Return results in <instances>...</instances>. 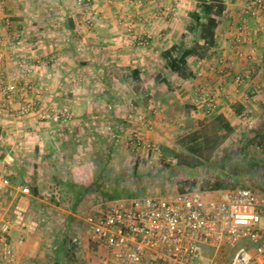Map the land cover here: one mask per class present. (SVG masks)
Instances as JSON below:
<instances>
[{
  "label": "crops",
  "instance_id": "0c3cea01",
  "mask_svg": "<svg viewBox=\"0 0 264 264\" xmlns=\"http://www.w3.org/2000/svg\"><path fill=\"white\" fill-rule=\"evenodd\" d=\"M194 2L147 0L139 5L133 0H93L91 18L88 19L90 13L83 12L77 0H7L4 14L0 15V44L3 42L4 45L0 83L1 77L18 69L17 54L33 60L35 65L30 79L43 81L51 90L44 104L58 102V105H68L73 118L68 123L71 126L66 124L65 130L58 124L40 121L33 114L18 119L4 108L0 96V146H4L5 152L3 159H0V171L9 177L15 157L19 163L21 158L24 160L25 173L31 171L33 174V170L37 172L39 169L49 171L52 165L44 142L50 139L55 146L60 145V140L71 143L72 134L78 132L83 135L82 130H86L84 124L102 115L99 111L101 107L108 111L111 109L112 112L108 114L110 119L115 117L113 115L117 110L114 107L118 104L91 95L96 91L103 95L107 90L114 93L117 90L131 91L135 82L131 75L133 70L139 71L140 81L153 95L147 104L150 111H146L151 114H147V117L157 132L153 134L147 131L146 136L158 144L165 143L167 131L175 130L177 126H172L170 122H178V116L182 115V119L191 124L203 115V109L194 99L197 87L217 90L216 112L228 119L234 117L235 108L246 111L250 106H264V14L255 11L242 17L244 0H223L224 9L215 35V45L205 57H194L193 63L188 60L191 79L175 76L176 84L180 86L176 85L174 91L162 92V85L170 80L169 75L165 76L159 70L163 69L160 65V61L164 60L162 53L182 39ZM243 19L247 40L236 43V27ZM140 36L146 38V43L137 46ZM15 37L17 40L13 41ZM11 43L16 46V55L13 53L15 50L9 51ZM252 47L255 48L253 56L242 59L236 55L237 51L246 52ZM219 54L231 58V74L221 75L214 69ZM196 71L201 75L197 76ZM234 73L244 76L239 91H235L232 84ZM68 78H74L75 84L69 96L64 98L61 90ZM255 84L261 88L258 96L252 95ZM123 101L120 99L118 102ZM75 125L79 126L75 128ZM75 150L73 155L80 157L81 150ZM56 154L68 155V152L59 149ZM81 155L85 154L81 152ZM81 159L83 163L89 160L85 157ZM74 167L69 168L73 170ZM18 184L11 182V187L0 193V223L11 219L12 205L18 197L30 203L36 198L27 191L17 190ZM7 239L16 249L13 264H53L51 256L46 255L47 248L40 243L36 233L12 229Z\"/></svg>",
  "mask_w": 264,
  "mask_h": 264
},
{
  "label": "built area",
  "instance_id": "2783aa9c",
  "mask_svg": "<svg viewBox=\"0 0 264 264\" xmlns=\"http://www.w3.org/2000/svg\"><path fill=\"white\" fill-rule=\"evenodd\" d=\"M5 1L0 0L2 7ZM133 1L142 5L147 0ZM92 2L77 0L90 15ZM255 11L264 14V0H244L242 17ZM236 34V43L247 40L244 19L236 27ZM145 43L146 38L140 36L136 45ZM254 54L253 47L236 53L242 59ZM3 57L4 52L0 49V61ZM215 64L214 69L219 74H231L230 57L219 54ZM17 67L18 70L0 85L4 108L22 118L33 114L43 122L68 124L73 118L70 107L57 102L45 105L44 99L51 95L49 88L43 84L23 83L21 73L31 69L24 57L18 59ZM195 74L201 75L199 71ZM243 81L244 76L240 73L232 75L235 91H239ZM74 82V78L67 79L61 91L64 98L68 97ZM216 91L204 86L195 90L194 99L206 114L214 113L218 107ZM30 93L33 97H28ZM260 93V86L255 84L252 95ZM138 118L144 127L151 128L143 114ZM132 135L136 140L134 146L153 152L159 150L156 142L140 140L137 132ZM10 187L8 177L0 171V193ZM16 189L26 191V186L21 183ZM30 209L29 201L18 197L12 205L11 219L0 223L1 263L16 261L15 246L7 239L12 229L37 230L39 222L30 218ZM86 223L88 239L102 251L100 264H264V195L250 188L186 190L167 196L110 200L89 216ZM241 242L245 244L239 246Z\"/></svg>",
  "mask_w": 264,
  "mask_h": 264
},
{
  "label": "rangeland",
  "instance_id": "374dc122",
  "mask_svg": "<svg viewBox=\"0 0 264 264\" xmlns=\"http://www.w3.org/2000/svg\"><path fill=\"white\" fill-rule=\"evenodd\" d=\"M6 1L3 5L4 7L0 4V15L4 14ZM198 4V0H195L192 10L196 9ZM80 7L83 12L89 14V12L84 11V7ZM87 16L88 19L91 18V15ZM190 22L191 18L185 23L186 31L183 33L184 42L196 38L198 34V31L192 34L187 31ZM15 40H17L16 37L13 41ZM12 43L9 45V51L15 50L13 53L16 55V46ZM0 49H4L3 42L0 44ZM20 57L24 56H19L17 54L16 63ZM24 59L29 62L31 69L28 73H21L23 83L32 82L47 86L43 81L34 82L32 80L33 78L30 79L35 62L26 57H24ZM193 59L194 57H189V63H193ZM160 65L163 67V69H159L160 72L165 74V76L169 75L168 78L170 79L162 85V92L174 91L176 85L180 86L176 84L178 81H175L177 80L175 79V75L170 78L171 75L165 59L160 61ZM17 70L18 69H15L12 72ZM11 73L3 76L4 78L1 77V83L7 81ZM160 76L161 75H159V77ZM109 78L112 79V76H109ZM188 78H192V73ZM155 80H157V78ZM161 81L162 79L158 80L159 83H161ZM190 82H192V80ZM47 87L49 88V86ZM63 89L64 87L62 90ZM70 89H72V87H70ZM149 90L150 89L147 87H144L140 80H135L131 91L117 90V92L114 93L107 90L104 95L101 94L100 91L93 93L94 95L92 94L91 97H99L98 99H104L106 102L118 104L114 107V109L117 110L115 115H113L115 117L110 119L108 114L112 112L111 109L108 111L104 110L105 108L103 107L99 108L102 115L94 118L93 122L89 119L86 123L87 125L84 124L86 130H82V132H84L83 135L78 132L76 135H72L71 139L74 143V145L71 146L72 148L69 147V149L65 148L61 150L63 152H68V155H66V153L52 156L50 161H52L54 165L48 168L49 171L39 169L37 172H33V174L29 171L24 174L23 178L16 181L19 184H21V182L24 183L26 191L30 194H32V188H37V194H32L36 198L31 203L29 202L31 207L30 218L37 220L40 224L34 233H36L37 237L40 239V243L47 248V257L52 255L53 240L51 236H53L52 234L55 231L60 236L68 237L70 243L74 244L75 253L73 256L78 262L82 264H98L100 263L102 251L100 248L98 249L95 243L88 239L86 233L88 229L86 219L94 214L101 206L108 203L110 200L129 198L122 194L124 188L139 191L141 196H167L178 193L179 187L187 190L193 186L194 183L197 185L203 178L206 176L208 177L209 169L206 168L208 163L203 167L191 168L185 165H179L174 160L160 157V142L157 152H153L141 146H134L136 140L132 135L133 132L138 133L140 140L149 141L152 140L149 139L151 138L150 136H146V132L149 131L153 134L157 132L151 121V128H146L138 118L139 115L143 114L147 121L150 119L147 117V114L151 116V114L147 113L150 111V109L147 108V104L153 95L148 93ZM136 91L138 92L136 93ZM28 97H33V94L30 93ZM120 99L124 100L123 103L118 102ZM124 102L126 103L125 106L122 105ZM201 112L203 115L197 117L196 121L191 124L187 123V120L182 119V115L181 117H177V119H179L178 122L177 120L170 122L172 126L177 127H175L174 131H167L164 142L170 145L173 144L177 136L184 134L192 128L203 126L210 121L212 122L214 116L218 114L216 111L211 114H206L203 110H201ZM235 112L234 117L229 119L233 131L221 134L227 146L234 144L242 133H246L249 138H252L255 135L254 132L261 129L264 121V106L260 104L250 106L246 111H243L241 108H235ZM95 114L99 113L96 112ZM14 117L18 119L22 118L16 115H14ZM58 125L64 130L67 128L65 124ZM67 126L69 127L71 125L68 124ZM77 126L79 125H75L74 127L77 128ZM61 128L58 130L66 134L63 132V129L60 130ZM77 130H79V128ZM63 141L60 140L59 143L61 144ZM44 145L45 147L49 145L52 146L54 142L49 139L44 142ZM254 145L255 143H253L251 147ZM74 148L81 150L79 152L80 157L71 155L73 152H76ZM3 150L4 146H0V155L5 154ZM81 152L85 155H81ZM258 152L257 148H254L252 153L258 155ZM262 155L264 156V154ZM81 157H85L89 160L83 163L82 159L80 160ZM31 159L33 160V158ZM104 164L106 165L104 175L105 177L107 175L108 178L101 175L98 177L94 173L96 167ZM70 166L75 167L72 170L69 168ZM111 178H117V189H114L115 185L111 184V186H109V184L106 183L107 180ZM66 180L76 182L79 186L89 187L88 191L85 192L84 197L81 198L79 202H76L72 188L62 183ZM108 186L111 189H106ZM104 190L107 191L104 192ZM118 190L121 192L115 195ZM74 238H76L75 242H73ZM242 244H245V242H241L238 245L240 246Z\"/></svg>",
  "mask_w": 264,
  "mask_h": 264
},
{
  "label": "trees",
  "instance_id": "16d2710c",
  "mask_svg": "<svg viewBox=\"0 0 264 264\" xmlns=\"http://www.w3.org/2000/svg\"><path fill=\"white\" fill-rule=\"evenodd\" d=\"M198 3L197 8L188 13L191 22L187 28L190 34L198 31L197 37L184 42L183 35L178 43L173 44L162 53L170 75H175L182 79L188 78L192 73L188 65V58L191 56L205 57L215 45V35L219 30V20L224 9L223 0H198ZM131 75L133 80H140L139 71L133 70ZM231 131L233 129L229 119L219 113L214 116L212 122L192 128L177 136L173 144H161L159 155L163 159L174 160L179 165L191 168L203 167L208 163L206 167L209 169L208 177L203 178L197 185L194 183L187 190L206 192L245 187L264 195V156L262 155L264 154V121L261 129L255 131V135L252 138H249L248 134L242 133L234 144L227 146L221 134ZM253 143L255 145L251 147ZM72 145L74 143L71 139V143L69 140H64L59 146H47L48 160L49 163L51 162V167L54 165L50 161L52 156L59 155L56 154L59 149H69V147L72 148ZM254 148L259 151L258 155L252 153ZM74 151H76L75 148ZM3 157V155H0V159H3ZM20 160L21 162L19 163L18 159L14 158V163L11 165L13 171L8 177L10 183H16L25 174L24 160L22 158ZM105 168V164L100 165L96 167L94 173L98 177L100 175L105 177ZM105 178H108V176L106 175ZM117 182V178H111L106 183L109 186L111 184L115 185L114 189H117ZM62 183L72 188L76 202H79L89 189L88 186H79L76 182L70 180ZM109 186L106 189H111ZM178 191L183 192L186 190L179 187ZM120 192L118 190L115 195ZM32 194H37L36 187L32 188ZM122 194L126 197L141 196L139 191L129 188H124ZM52 235L51 260L53 264H82L73 256L75 253L74 244L70 243L68 237L60 236L55 231Z\"/></svg>",
  "mask_w": 264,
  "mask_h": 264
}]
</instances>
